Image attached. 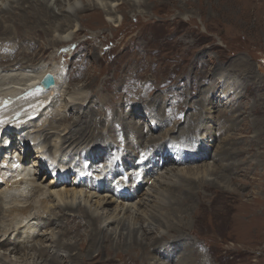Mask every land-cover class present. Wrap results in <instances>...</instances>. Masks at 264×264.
<instances>
[{
  "label": "rangeland",
  "instance_id": "obj_1",
  "mask_svg": "<svg viewBox=\"0 0 264 264\" xmlns=\"http://www.w3.org/2000/svg\"><path fill=\"white\" fill-rule=\"evenodd\" d=\"M161 1L164 3L160 4ZM246 1L249 2L246 8L240 0L226 2H221V0H138L136 5L131 4L130 6L120 2V8L124 10L117 9L118 12L116 11L115 17L120 20L118 26L112 19L110 21L109 17H106L104 11L97 12L96 24L85 21L84 19L89 20L87 17L76 18L78 27L83 26L84 28L77 33L73 32L75 35L72 34L71 41L59 48H46L47 41L52 39L51 34L36 37L40 44L38 45L45 47V52L42 51L39 57L30 56V59L26 58L22 61L24 68L36 64L39 67L49 65L54 72L56 81H58L56 83L58 86L53 92H48V90L45 92L42 87L36 85L33 87L31 82H27L33 76L35 77L38 69L33 72L32 67L25 70L19 65H11L13 64L11 61L0 63V76H4L2 79L5 82L11 81V76H8L10 73L16 78L13 83L0 86V125L5 124L4 129L0 130V138L5 139L8 135H10L9 138H12L8 140V143L11 144L8 147L4 146L5 149H9L11 158L4 164L5 168H0V191L4 190L5 186H14L15 188L17 178L28 177L27 179H29V182H22L21 187L27 192L24 193L25 196L22 194L20 199L30 198L27 200L25 198L23 205L17 204V207L21 205L20 208L24 207L26 211L17 210L16 212L14 208V212H12L13 209L10 212L6 210L7 213L0 216L1 227H6V224L11 222L19 225L17 230L11 234L15 243L27 237L24 232L25 227L26 230L29 226L35 228V223L45 221V214L41 216L44 212L47 214L48 211L55 210L53 209L55 205L57 207L59 204L79 203L83 199L79 195H84L83 191L85 190L97 194L107 193L110 195L109 198H115V203L125 201V199L129 201L142 193L144 189L146 190L162 169L166 172L170 167L175 168L178 165L173 164L172 159L167 158L163 164L146 169V175L139 185V190L133 196L118 198L115 191L110 188L108 181L103 178H93L86 180L90 184H85L84 189L78 186L83 191H80L82 193L77 191L75 199L70 193L69 196L66 194L62 199L51 189H54V185H56L57 190H64L65 183L63 185L60 181L70 184L72 180L70 181L69 178L55 172L51 164L46 162L48 155L52 157L57 153L58 161L71 158L73 160L70 159V164L77 165L78 160L83 159L84 154L95 147L94 144L107 147L116 142L119 135L124 137L129 130L139 127L140 133L137 132L138 128L135 129L137 151H139L137 157L140 158L138 163L140 161L145 163L143 159H146L148 153L154 150L159 143L162 144V141L166 145L161 147L170 152L167 143L170 141L169 144L176 146L177 137H179L177 134L181 133L184 126L189 124L194 129H191L189 134H185L182 141L186 145L183 142H181L182 145L179 143L177 145L180 151L184 153L187 151L183 156L188 161L185 160L182 167L196 166L212 160L216 163L220 159L222 153L220 151L232 146L242 150L239 154L229 155L231 161L234 158L237 161L239 159L238 164L241 162V169L235 171V167H231V170L235 172L232 175L233 179L225 182L227 187H225L226 189L222 188L224 194H218L219 191L214 188H206L205 192L202 191L197 195L200 200L198 205L189 209L187 214L185 208L184 214L180 213L176 220L178 225L185 221L183 231L170 230L168 234L172 236L168 238L171 239L182 234L190 242H197V245L191 248L192 254L195 256L196 253L203 252L205 259L209 260L210 264H264V0ZM118 3L119 1L114 3V9L117 8ZM74 4L83 7L85 0H75ZM53 8L57 14H60L59 5L53 4ZM221 9L226 13H222ZM92 12V8L84 11L85 14ZM3 18L0 17V19ZM14 42L16 43L15 47L19 44V50L24 53L23 48L28 46H22L21 37L20 39L16 38ZM1 51L0 48V53ZM83 52L90 56L91 60L88 62L90 69L88 67L86 70L79 71V66L68 65L73 61L71 57L74 53L83 56ZM201 58L207 62L200 63ZM79 60L81 58L78 59L80 65ZM241 64L243 65L241 66ZM1 68L8 71H4V73ZM9 69H13V71L10 70L12 71L10 72ZM202 72L203 74H201ZM87 79L94 82L90 87L85 88L82 80ZM107 79L111 80L107 81ZM132 82H135V85ZM29 85H32L31 88H28ZM67 89H70L68 95L65 94ZM104 92L108 93L109 104L118 106L122 114L129 116L128 120H131L135 126H123L122 123L115 122L111 125L109 133L108 125H105L102 128L105 131V133L103 132L105 138L103 143L92 140L94 137L92 139L87 137L86 140L71 138L69 129L63 130L65 126L68 127L71 121L62 122L61 120V116H64L65 113L66 100L72 101L78 98L75 103H79L77 105L79 112L83 111L80 117L81 124H86L91 121L89 117L94 111L103 115V102L94 100ZM185 93L190 97L181 95ZM88 94L95 97L91 100V102L94 101L95 110L89 106L90 103L80 100L85 99ZM147 94L153 96L146 99L144 96ZM169 95H171L172 101H167ZM81 103L83 104L81 105ZM144 107L147 108V113H143L141 110ZM171 107H173V112L178 113L176 119H173L172 122H164L162 127L156 118L158 111L170 112ZM42 111L45 112L43 116L41 115ZM69 112L73 115L71 110ZM29 120L35 121L32 128L24 126L25 123L30 122ZM143 121H146V124L152 121L155 128L144 127ZM197 125L199 126L197 127ZM20 126L23 128L20 129ZM172 127L174 129L168 130ZM200 127L201 129H198ZM241 128L243 129L240 130ZM190 132L194 134L192 133V135ZM26 135H34L36 140L30 141L31 138ZM186 135L188 136L186 137ZM194 135L199 140H194ZM64 140L67 141V144ZM173 140H175V144L172 143ZM24 150L27 151L26 154L23 153ZM54 150H57L56 153ZM119 152L122 153L120 150ZM44 153L46 155H43ZM8 156L9 154L3 153L1 160L5 163L4 159ZM24 156L28 158L25 166H29L27 169L29 174L27 170L21 168L25 172L23 171L22 175L11 179L10 176L16 175L11 170L15 169L18 160ZM44 162H46V167H43ZM138 163L132 169L140 172L142 168L137 166ZM0 164L2 165L1 161ZM103 164L107 165L109 162L102 160L98 162L100 166ZM100 169L98 166L94 175L101 176ZM104 169L109 170L106 167ZM36 170H38L36 176H47L46 181L50 186L42 183V179L39 180L40 182L36 181L34 174ZM48 170L50 171L48 172ZM63 171L68 172L69 168L67 167ZM214 177V175L209 176V178ZM146 178L148 180L145 182ZM45 186L47 189H44ZM28 187L31 191L28 190ZM7 199L10 200V196H7ZM8 200L7 202H9ZM46 202L49 208H52L51 210H46L44 207ZM5 205L10 206L12 202L7 204L5 201ZM30 205H32L31 208ZM23 213L25 214L23 215ZM72 216L81 220L85 225L86 222L82 217ZM21 225L25 226L20 227ZM84 225L78 227L80 231L78 233L85 230ZM144 226L145 231L152 227L148 225V222ZM5 227L2 228L3 237L1 239L8 237L12 232L6 231ZM185 228L188 229L185 230ZM18 230L22 231L20 237L16 236L20 235ZM38 232L40 233L41 230ZM157 232L156 230L154 233L157 234ZM149 234H147L148 238ZM16 237L19 238V241H16ZM81 237L85 238V235ZM82 238L78 239L79 242ZM159 238L162 239V237ZM179 240L177 239L176 243ZM80 246H83V243H80ZM132 246L138 251L139 258L136 257L135 261H126L127 257L122 252L120 253L121 259L116 260L117 264H145L140 260L141 252H139L145 248H139L138 245ZM172 246L181 251V254L188 251L187 247L186 251H182L175 244ZM2 251L4 250L2 249ZM96 256L92 258L94 262L99 257H105L102 252Z\"/></svg>",
  "mask_w": 264,
  "mask_h": 264
},
{
  "label": "bare ground",
  "instance_id": "obj_2",
  "mask_svg": "<svg viewBox=\"0 0 264 264\" xmlns=\"http://www.w3.org/2000/svg\"><path fill=\"white\" fill-rule=\"evenodd\" d=\"M118 1H119L118 6H116L117 8L114 9L113 5L114 3ZM226 1H230V0H224V1L221 0V2H226ZM240 1L243 3V5H245V8L246 6L249 5V2H247L246 0H240ZM74 2L75 0H0V17L1 16L4 17L3 19H0V48L2 49L0 53V63L4 61H11L13 62V64L11 65L13 66L19 65L20 68L22 67L25 70H29V68L32 67V69H34L33 72L37 71L38 69L35 77L33 76L31 79L27 80V82L28 83L31 82L32 85L41 87L40 80L42 79L43 75L46 73H52V74L54 73L52 72L51 67L49 65H45V66L42 65L41 67H39L36 64V65L27 66L24 68L23 67L24 64H22V61H24V59L26 58L30 59V56L39 57L42 51H44L46 46H47L46 48H49V47L59 48L61 45L66 44L67 42L71 41L70 37H72L79 30L84 28L83 26L78 27L76 18H82V17L86 18L87 17L89 20L84 19V18L83 19L87 22H90L91 24H96L97 22L95 20L97 19L96 18L97 12L104 11L106 13V17L108 16L110 21L112 19L115 25L118 26L120 23L119 22L120 20L116 18L115 16H116L117 9L118 10L123 9V8H120V4H121L120 2H123L127 6L128 5L130 6L131 4L136 5L138 3V0H122V1L121 0H85V5L83 7L76 6ZM163 3L164 1L160 2V4H163ZM53 4H57L60 6V14L59 13L57 14L54 11ZM91 8L93 10L92 13L90 14L84 13V11H88ZM221 11H223L222 13H226L225 10L221 9ZM48 34H51L52 39L47 41L48 45H45V47L44 46L40 47L39 46L40 44L38 43L39 41L38 39H36V37L39 38L41 36H45ZM20 37H21V41L23 42L22 46H28L26 48H23L24 53H22L19 50V44L18 46L15 47L16 43L14 42V40L16 38L20 39ZM23 39H26V40H23ZM58 55L61 56L60 54ZM82 55L83 56H80L77 53H74L73 56L71 57L73 61L70 62L68 65L69 66L70 65L79 66V71L84 70V69L86 70L89 67L88 62L91 59L89 55L85 54V52H83ZM80 58L81 60L79 61H80L81 66L79 65V62H78V59ZM200 60H202L200 61V63L207 62V60H205L204 58H201ZM242 65L243 64H241V66ZM10 70L13 71V69H9V71ZM4 71H8V70L2 69V72ZM87 74H88V71H87ZM201 74H203V72ZM8 76H11V81L9 82H5L2 79L4 78V76L2 75L0 76V86L5 85V84L9 85L13 83V81L16 79L13 77L14 75L12 73L8 74ZM110 80L111 79H107V81H110ZM82 81H84L85 88L90 87L92 83L94 82L91 79L82 80ZM57 82L58 81H56V83ZM133 84L135 85V82ZM32 85H29L28 88H31ZM57 86L58 84H56L53 88L48 90V92H53ZM143 87L145 86L143 85ZM43 90L46 92L45 89ZM69 92H70V89H67L65 94L68 95ZM107 94L106 92H104L103 94L100 93L97 96V99L94 100L95 102L96 101L103 102V107H102L104 110L103 115L95 113L94 111L89 117L91 121L86 124H81L80 117L83 114V111H81L80 113L78 110V106H77L79 103H75L78 100V98L73 99L72 101L70 100L71 102L69 100H66L64 104L65 113H64V116H61V120L62 122H69V121L71 122L69 123L68 127L65 126L63 130L66 131L69 129V133L71 134V138L73 139L83 140L87 137L90 139L94 137V139L92 140L103 143L105 141V138L103 136L105 131L102 128H104L105 125H108L109 133L111 132V128H110L111 125H113L115 122H120L123 124V126H127V125L135 126L134 124H132L131 120L130 121L128 120L130 118L129 116L122 114L118 106L116 105L112 106L109 104ZM13 95L15 96V94ZM181 95L183 97H186V96L190 97L186 93L181 94ZM152 96H153L152 94H147L144 97L146 99H150ZM93 98L95 97L92 96L91 94H88V96L85 99L82 98L80 100L90 103L89 106L94 109V101L91 102ZM124 99H125V96H124ZM168 100L172 101L171 95L168 96L167 101ZM82 104L83 103H81V105ZM70 110L73 112V115H71V113L69 112ZM141 110H143V113H147L148 111L147 108L145 107ZM169 111L170 112H166V110H163L162 112L158 111V115L156 118L160 122L162 127L164 125V122L166 121L172 122L173 119H176V116L178 113L173 112V107H171ZM43 114H45V112L42 111L41 115L43 116ZM199 114H198V117H199ZM195 119H196V116H195ZM29 121L30 122L25 123L24 126H26L27 128H32L33 123L35 121L33 120H29ZM196 121L197 119L195 120V122ZM151 122L149 124H146V121H143V124H144L143 126L154 129L155 125ZM4 126L5 124L2 123L0 125V130H3ZM198 126L199 125H197V127ZM21 128H23V126L22 127L20 126V129ZM136 128H138L137 132L140 133L141 132L140 128L139 127H136ZM136 128L134 127V129L129 130L128 134H126V136L124 137L122 135H119V138L115 140L116 142L112 143V145H109L107 147L94 144L95 147L88 153H85L83 156V159H79V160L77 159L79 162L77 165H75L73 161H72L73 164H70L71 163L70 161L73 160L71 158L63 159L61 162L58 161L57 153H56L57 150H54V153H56L55 156L51 157L50 155H48L46 162L51 164V167L54 168L57 174L63 177L69 178L70 181L72 180L71 181L72 183L67 184V182H63L61 180L60 183H62L63 185L65 183V186H64L65 189L57 190V188L55 187L56 185H54V189L52 188L51 191L56 193V195H58L62 199L63 197H65L66 194L67 196H69V193L75 199L77 191L79 192L83 191L82 189H84V185L90 184V182L88 184L86 180L93 179V178L95 179L103 178L110 183V188L112 189V191L113 190L115 191L116 196L118 198H120L121 196L122 197L133 196L139 190V185L141 181L144 179V176L146 175L145 174L146 169L163 164L167 158L172 159V163L178 164V165H176L175 168L173 167L171 168L169 166L170 169H168L166 172H164L162 169L160 174L157 173L158 175L156 176L155 181L150 186H148L146 190L144 189L142 193L137 195L132 200L126 201L125 199L126 202L117 201L115 203L114 202L115 198L114 197L109 198L110 195H108L107 193L97 194L93 191L87 192L86 190L83 191L84 195L82 194L79 195V197L82 196L83 199L80 200L79 203L77 204L75 203H70V204L66 203L64 205L59 204V206L57 207L55 205V207L53 208L55 210L52 211L51 210L52 208L50 209L46 202L44 207H46V210L47 209L51 210V212L48 211V213L50 212V214L47 213L48 214L47 215L44 212L41 216H44L45 214L44 216L45 221L35 223L36 224L35 228H32L31 226H29L26 230V227H25L24 232L27 234V237L20 240V242L15 243V239L11 237V234H13V232L17 230L19 225L11 222V223H7L6 227L0 226V264H117L116 260L121 259L120 253L122 252H123V255L127 257L126 261H135L136 257L139 258L138 251L135 248H133L132 245H138L139 248H145L139 251L141 252L140 260L142 261V263L145 262V264H210L209 260L205 259L203 252H198L195 254V256L192 254L193 252L191 251V248H194L197 245V242H190L182 234L176 235L175 236L176 239L175 237H172L171 239H169L168 237H171L172 235L168 233L170 230H173V229H176L177 232L183 231V228L185 226V223H184L185 221L182 222L181 225H178L176 224L177 223L176 220L178 219V216H180V213H183L185 208H186L185 211L187 214L189 212V209H193L198 205V201L200 200H198L197 195H199L202 191H204V189L214 188L215 190L219 191L218 194H224L223 189H226L225 187H227V184H225V182H228V180L233 179V176H232L233 173L241 169V165H240L241 162L238 164L239 159L237 161L236 158L233 157L234 159L233 161H231L229 159V155L233 156V155L239 154L242 152V150L234 148L232 146L231 147L228 146L222 149L223 151H220L222 153L220 155V159L217 160L216 163L212 160V161H207L205 163L197 164L196 166L182 167L183 166L182 164L184 163V161L185 160L188 161V159H185L183 156L187 151L185 153L180 151L177 145L181 144V142L184 143V141L182 140H184L185 134H187L191 129L192 130L194 129L191 125L188 124L184 126L182 131H180L181 132L179 133L180 135L177 134V136L179 137H177L178 141L176 142L177 143L176 146L169 144L170 141L168 142L165 140V142H168L167 146L170 148V152H167L165 148L161 147L162 145H166L162 141V144L159 143L158 146H156L154 150L148 153L146 159L145 158L143 159L145 163H142L141 161L138 163L140 158L137 157L139 151H137L138 147L136 144V138H137V133H135ZM171 129H174V128L172 127L168 130H171ZM198 129H201V127ZM242 129L243 128H241L240 130ZM168 132L170 133L172 131H168ZM193 132H190V134H192ZM192 135H189V136H192ZM9 136L10 135L6 136L5 139L0 138V161L2 163V165L0 164V168H3L4 164L10 161V158H11L9 149L4 148V146L8 147L9 144H11V143H8V140L12 139V138H9ZM187 136L188 135H186V137ZM26 137H30L31 138L30 141L36 140L34 135L33 136L26 135ZM101 139H104V140L101 141ZM165 139H168V138H165ZM186 139H185V142H186ZM197 139L198 138L195 136L194 140H197ZM174 141L175 140H173L172 143L175 144ZM66 144H67V141H66ZM77 145L79 144L77 143ZM119 150L122 153H120ZM27 151H28V148H27ZM27 151L24 150L23 153L26 154ZM3 153L9 154V156L6 157V159H4L5 163L1 160L2 159L1 155ZM43 155H46V153H44ZM3 157L5 158L4 155ZM212 159H213V156H212ZM26 160H28L26 156L18 160V164L15 167V169L11 170L16 175L10 176L11 179L14 178L15 176L22 175V172L24 170H22L21 168L25 170L28 169L29 166L28 167L25 166ZM101 160L107 161L109 162V164L107 165L103 164L101 166L98 165V162ZM46 162H44L45 165H43V167H46ZM137 163H138L137 166H140L142 168L140 172L134 171V169H132L136 167ZM7 166L6 168H8ZM98 166L99 168H101L100 169V172L102 174L101 176L94 175V172L96 171V169H98ZM232 166L235 167L236 169L235 171L231 170ZM67 167L69 168V171L62 172V170H65V168ZM78 167H80V169H77ZM105 167L109 168V170L104 169ZM37 171L38 170H36L34 173L36 181L38 182L39 180L42 179V183L44 182L47 186H50V184L46 181L47 176H36ZM49 171L50 170H48V172ZM27 173L29 174L28 170H27ZM212 175H214L215 177L209 178V176H212ZM27 178L28 177H24L21 179L17 178L15 180L16 182L15 188L14 186H5L4 190L0 191V216L3 215L4 213L10 212L12 209H13L12 212H14V208L16 209V212L17 210L26 211L25 210L26 208L24 207L20 208L21 205L24 204L23 202L26 197L23 198V200H21L20 196L22 194L24 195V193L26 194L27 192L23 190V187H21L22 182H26V181L29 182L28 181L29 179ZM224 179H227V180H224ZM147 180L148 179L146 178L145 182ZM149 181L148 183H150ZM30 184L29 186L31 188ZM68 186H70V188H68ZM78 186H81L82 189L78 188ZM38 187H39V184H38ZM30 188L28 187V190ZM44 189H47L46 186ZM7 196H10V200L8 199L7 200L9 202H12V205L10 206L5 205V201L7 204H9V202H7L6 200ZM27 198L29 199L30 197H27ZM221 199H223V197ZM18 203L21 204L20 207H17ZM31 206L32 205H30V208ZM164 209H167V210H164ZM24 214L25 213H23V215ZM72 215L82 217L86 222L85 225L81 222V220L76 219ZM147 222H148V225H151L152 227H150L149 230L145 231L144 225ZM83 225L85 227V230L82 231L81 233H78L80 232L78 230V227H81ZM24 226L21 225L20 227H24ZM4 227L6 231H12V232H10V235L8 237L1 239V237H3L1 231H2V228ZM187 229L185 228V230ZM40 230L41 232L39 233L38 231ZM156 230L158 231L157 234L154 233ZM21 232L22 231H20L19 233L20 235H16V236L20 237L22 234ZM147 234H149V238ZM160 234L161 236H159ZM82 235H85V238L84 237L82 238L81 237ZM159 237H162V239ZM79 238H82L81 242H79L78 240ZM177 239H180V240L176 243ZM16 241H19L18 237H16ZM80 243H83V246H80ZM174 244L176 245V247H178L182 251H186V247H187L188 251L183 252L181 254V251L177 250L175 247L172 246ZM2 249L4 251H2ZM101 252H102V255H105V257L103 258L99 257L94 262L92 258L95 257L97 254L99 255ZM162 258H165V259H162Z\"/></svg>",
  "mask_w": 264,
  "mask_h": 264
},
{
  "label": "water",
  "instance_id": "obj_3",
  "mask_svg": "<svg viewBox=\"0 0 264 264\" xmlns=\"http://www.w3.org/2000/svg\"><path fill=\"white\" fill-rule=\"evenodd\" d=\"M55 84L56 79L52 73H46L40 81V85L46 90L50 89L51 87H54Z\"/></svg>",
  "mask_w": 264,
  "mask_h": 264
},
{
  "label": "clouds",
  "instance_id": "obj_4",
  "mask_svg": "<svg viewBox=\"0 0 264 264\" xmlns=\"http://www.w3.org/2000/svg\"><path fill=\"white\" fill-rule=\"evenodd\" d=\"M44 75H45V74H44ZM43 77H44V76H43ZM43 77H42V78H43ZM55 78H56V77H55ZM40 81H41V80H40ZM55 85H56V84H55ZM40 86H41V85H40ZM33 87H35V85H34ZM41 87H42V86H41ZM42 88H43V87H42ZM51 88H53V87H51ZM51 88H50V89H51ZM43 89H44V88H43ZM45 90H46V89H45ZM48 90H49V89H48Z\"/></svg>",
  "mask_w": 264,
  "mask_h": 264
}]
</instances>
